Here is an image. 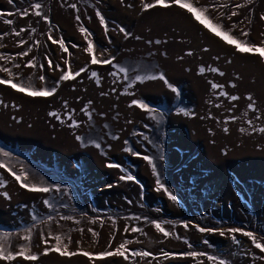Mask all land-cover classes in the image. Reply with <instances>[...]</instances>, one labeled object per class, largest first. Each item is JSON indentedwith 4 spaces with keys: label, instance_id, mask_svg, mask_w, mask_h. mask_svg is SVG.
Listing matches in <instances>:
<instances>
[{
    "label": "rangeland",
    "instance_id": "1",
    "mask_svg": "<svg viewBox=\"0 0 264 264\" xmlns=\"http://www.w3.org/2000/svg\"><path fill=\"white\" fill-rule=\"evenodd\" d=\"M164 3L0 0V264H264V0Z\"/></svg>",
    "mask_w": 264,
    "mask_h": 264
},
{
    "label": "snow or ice",
    "instance_id": "2",
    "mask_svg": "<svg viewBox=\"0 0 264 264\" xmlns=\"http://www.w3.org/2000/svg\"><path fill=\"white\" fill-rule=\"evenodd\" d=\"M9 3H12V0H9ZM174 3L178 4L181 8H186L190 13L193 14V16L196 18V20H198L201 24H204L206 27H211V29L216 33L217 36H221L223 39H225L229 44H235L236 45V48H237V51L239 52H254L256 51V49L254 47H245L243 46L239 41H236L234 40L231 36L227 35L226 33H223L221 31H219L218 27L215 26V25H209L206 21V19L204 18V16L201 14V12L199 10H197V8L193 7L191 4H185V3H182V0H174ZM156 4H159L161 6H164V7H168L169 5L165 4L164 3V0H156ZM155 5L154 4H144L143 7L144 9H150L152 7H154ZM41 6L40 4H34L32 5V8L33 9H39ZM72 7H75V5H72ZM35 14L37 16L40 15V12L39 11H36ZM8 15H13V13H8ZM22 16H26L28 15V11L27 10H24L22 13H21ZM232 15H236L235 12L232 13ZM97 16L100 18V23L102 26H105L106 28V25H105V21H104V18L101 16V14L99 12H97ZM45 19L47 20V17H45ZM77 19H79V17H77ZM261 19H264V16L261 17ZM5 23L7 24H12L13 22L11 20H5L4 21ZM21 31H24V29H21ZM80 31L82 33L86 32V29L81 27L80 28ZM120 31L124 32L125 30L123 28L120 29ZM15 35H19V32H16L14 33ZM127 35V34H126ZM243 35H248L247 33H243ZM49 39H51V36H49ZM54 43H56V41H53ZM23 43V42H21ZM157 43H159V41H157ZM61 44V48L64 47L63 45V42L61 41L60 42ZM66 50V49H65ZM92 45L91 43H89V47L87 49L88 52H92ZM262 55H264V49H261L260 50ZM21 55H27V53H22ZM111 61L109 60H105L103 61V63H110ZM92 63H97V60L95 58H93L92 60ZM18 66V65H17ZM26 66H34L32 64L31 61H29L28 65ZM52 66V62L49 61V67ZM43 67V66H41ZM59 67V66H57ZM4 71H7V69H2ZM212 71H217V69H211ZM81 71H84V69H81ZM201 72H203V69H201ZM75 75H79V73H76ZM93 75H95V73H93ZM221 75H223V73H221ZM70 78V75L68 73H65L64 75L61 76V80H67ZM160 79H164L163 76L159 77ZM41 80L44 79V77H40ZM8 83H11V81H5L3 79H0V84H8ZM12 87L13 88H16L17 90L19 91H24V88L23 87H20L16 84H12ZM217 87H220V85H217V84H212V88H217ZM54 91V90H53ZM29 95H32V96H47V95H51V91H45V90H40V91H31L28 93ZM226 95V93H224ZM232 100H236L238 99V97L236 96H232L230 97ZM249 100H251V97L248 98ZM134 104H137L139 107L141 108H145V105L143 104H140L138 101H133ZM249 107H253L252 104H249ZM50 115H55L54 113H50ZM73 124H75V122H73ZM227 131V130H225ZM260 131H264V129H261ZM77 139H80L79 137H77ZM97 147H99V145H96ZM125 151H129V149H125ZM135 154V153H134ZM138 155V154H137ZM143 159L145 160H148L149 163H151V161L149 160V158L147 156L143 157ZM0 167H5V165L3 164H0ZM108 167H119L118 165H113V164H109ZM8 171L10 172V174H12L15 179L17 180V182H20V186L21 187H24V188H27L29 191H38V192H48L50 189L47 188V187H37L36 185H30V184H26V183H23L22 182V174H16L13 170L11 169H8ZM155 171V170H154ZM121 180H124V179H127V180H133L134 178L132 176H121L120 177ZM157 184H159V180H157ZM5 186V181L3 179H0V187H4ZM2 195L5 196V198H9L8 197V194L5 192V193H2ZM170 196V199H173L175 200V197L174 196H171V194H169ZM45 203L47 204L48 202L45 201ZM62 219H67V217H62ZM156 227L161 231L163 232V234L165 236H168L169 233L164 231L162 228H160V226L157 224ZM185 227H187V225H185ZM133 231H137V229H133ZM198 231L200 232H205V231H214L213 229H206V228H203V227H198ZM230 233H241L242 235L248 237L251 239L252 241V244L255 246V248L259 249L261 252H264V243H261L259 242L256 237L253 235L252 232H247V231H243L241 229H238V228H231L228 230ZM225 233L223 231L220 232V235H224ZM26 239L28 237H25ZM233 239L235 240V237H233ZM56 240H57V247H55L54 249H51L53 251H56L58 252L61 256H71V255H75L76 253H72V252H67V251H62L61 248L58 246L59 243H60V238L59 237H56ZM45 243H47V241H44ZM238 243V241H237ZM125 249V245L124 244H121L119 246V248H117L114 252H104V253H100L99 254V257L102 258V257H105V256H112V255H117V256H122L124 257L125 259H127V256L125 255V251H123ZM49 251V249H45V254H47V252ZM83 255L85 256H90L91 254L89 253H82ZM19 255V256H22L24 259L26 260H36L37 257L35 255H26L25 252L23 250H21L20 252L16 253V254H13L12 252H8L7 254H5L4 252V249L3 247H0V259H6V260H13L16 258V256ZM131 255L133 256H142V257H146V256H149L150 253L149 252H145V251H142V252H132ZM165 255H167L165 253ZM187 255H190V256H197L198 253L196 252H191V253H188ZM199 255H202V254H199ZM207 259L209 261H213L214 264H225V261L223 259H218L216 257H213V256H208Z\"/></svg>",
    "mask_w": 264,
    "mask_h": 264
},
{
    "label": "bare ground",
    "instance_id": "3",
    "mask_svg": "<svg viewBox=\"0 0 264 264\" xmlns=\"http://www.w3.org/2000/svg\"><path fill=\"white\" fill-rule=\"evenodd\" d=\"M258 23H260V22H258ZM258 23H257V24H258ZM260 27H261V28H264V25H261Z\"/></svg>",
    "mask_w": 264,
    "mask_h": 264
}]
</instances>
